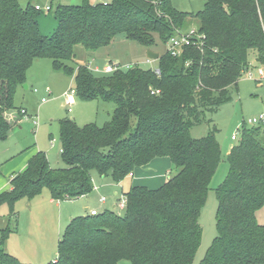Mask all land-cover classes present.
Instances as JSON below:
<instances>
[{
  "label": "trees",
  "instance_id": "obj_1",
  "mask_svg": "<svg viewBox=\"0 0 264 264\" xmlns=\"http://www.w3.org/2000/svg\"><path fill=\"white\" fill-rule=\"evenodd\" d=\"M32 1L24 8L19 0H0V142L21 120L17 90L43 59L75 80L80 99L114 103L115 110L103 127L62 120L64 167L52 169L39 152L11 180V190L0 194V204L13 208L45 189L55 201H74L93 192V172L120 183L168 158L175 175L158 189L131 188L124 214L110 210L71 219L51 264H193L201 212L222 152L215 129L201 139L190 131L231 100L229 89L249 70L252 51L264 64V0H206L194 15L178 12L171 0H83L56 8L58 25L49 36L40 31ZM190 17L206 35L203 51L167 52L156 70L135 66L100 77L87 66H69L77 46L97 51L119 36L147 48L156 37L167 44ZM228 163V177L217 189L218 236L200 264H264V224L258 220L264 210V123L243 126ZM10 233H2L0 264H23L4 250Z\"/></svg>",
  "mask_w": 264,
  "mask_h": 264
},
{
  "label": "rangeland",
  "instance_id": "obj_2",
  "mask_svg": "<svg viewBox=\"0 0 264 264\" xmlns=\"http://www.w3.org/2000/svg\"><path fill=\"white\" fill-rule=\"evenodd\" d=\"M29 1L31 0H19V3L25 8ZM89 1L93 4H99L107 3L110 0ZM32 3L34 6L40 4L42 7H46L47 0H33ZM82 3L83 0H54L51 4L52 12L42 10L38 19L40 18V23L42 19H47L51 22L55 21L58 25L54 11L59 5L75 6ZM171 3L178 12L193 15L203 11L206 6V0H171ZM198 27L199 20L190 17L186 21L184 31ZM41 33L44 35L49 32L42 27ZM50 33L53 34V31ZM149 52L164 55L167 53V44L156 37V44L147 48L126 39L124 36H119L112 44L97 51H89L82 46H77L75 48V60L69 66L75 70L79 67L88 66L97 77L107 74L103 71L96 72L94 69H101L111 64L117 66L121 71H128L135 66L144 70H156L159 62L158 60L149 59ZM255 53L256 51L250 53V60L253 59ZM251 72L254 75L253 71ZM255 79L258 81V78L255 77ZM256 81L249 80L244 74L238 82V86H232L229 89L231 100L221 105L216 113L212 115L206 113L203 122L193 126L190 131L192 138L201 139L208 136L215 129L216 139L222 152L221 163L211 181L207 201L201 212V244L196 252L193 264L201 263L218 236L217 212L219 203L217 189L226 181L229 174V152L232 147L239 144L243 126L247 128L254 127L250 124V120L258 119L261 115H264V81ZM260 84H262V87ZM26 85H28L27 89L22 86L24 89L20 87L17 90L14 103L18 108H27L29 115L32 116H23L22 130L11 135L10 139H7L6 145L0 147V161H5L9 157L8 151L4 152V148L8 146L17 154L20 149L39 144V148L46 153L48 161L51 163L50 167L52 169L53 167L63 168L64 164L60 161V122L64 119H70L79 127L91 124L103 127L111 120L115 110L114 103L84 101L75 95V101L71 105L72 112L70 113L65 106V94L71 90L76 91V82L65 72L54 70L52 61L49 59L35 62L31 66L27 73ZM42 98L48 99V101L42 103ZM33 118L39 122L37 128L33 125ZM233 136H236L237 140H233ZM58 162H60L59 166L57 165ZM175 173V167L172 165V174L167 176L166 181L169 177H173ZM92 174L95 181H97L96 185H100V182H106V179L103 180L96 172ZM107 179L111 180V177ZM104 189L99 192L93 191L90 195L91 202L77 199L62 203L60 219L57 217L55 207L44 203L51 198L47 189L31 200L23 199L16 202L13 208L7 203L0 204V240L4 230L10 229L11 231L5 242L4 250L23 264L53 263L58 258V245L68 226H65L67 213L71 211L70 214L73 215V218L90 215L91 210L86 209L87 205L98 206L99 198L102 197ZM106 197H109V201L115 199L111 193H108ZM100 207L99 205V208L95 209L99 214L102 213ZM114 211L120 215L124 214V210L120 208L119 203L118 209ZM58 220L60 224H58ZM258 220L261 224H264V210L258 213ZM119 264H130V262L123 261Z\"/></svg>",
  "mask_w": 264,
  "mask_h": 264
},
{
  "label": "crops",
  "instance_id": "obj_3",
  "mask_svg": "<svg viewBox=\"0 0 264 264\" xmlns=\"http://www.w3.org/2000/svg\"><path fill=\"white\" fill-rule=\"evenodd\" d=\"M51 4H52V0H47V3L45 6L49 5L51 7L52 6ZM37 5H40V4H35V6H37ZM39 19H38V23H39L40 31H41V28L43 27L46 30H48V32H49V33L44 34V35L51 34L50 32H52V31L54 33V31L57 28V26H56L57 23L55 21L51 22L47 19H42L41 23H40ZM38 62H40V61H38ZM249 62H250L249 70L253 71L255 77L258 78V80H259L260 76H259L258 72H259V69L264 70V64L257 62V53L254 54L252 60L249 59ZM105 67H103L101 69L99 68V69L103 70ZM88 68H90V67H88ZM256 82H262V81H256ZM260 85L262 87V84H260ZM22 88L23 87H21V89ZM73 100L75 101V98H73ZM20 109H24V108L22 107ZM25 110L27 111V116L31 117L32 115H29L30 114L29 110L27 108H25ZM20 119L21 120H20L19 124H17L10 131V136H9L8 140L10 139L11 135L17 134L18 131L22 130L21 124H22V120H23V115H20ZM33 125H34V123H33ZM6 141L0 142V147L2 145H6L5 144V143H7ZM4 149H5L4 152L8 151L9 157H7V159L5 161H0V194L7 192V191H10L11 190V184H10L11 180L14 179L16 175L25 172L28 168L29 161L36 154H38L39 152H42L41 148H39V144H36L34 146H32V145L27 146L23 149H20L19 152L17 151V154H15L11 150L10 146H8L7 148H4ZM60 154H61V150H60ZM60 161H61V158H60ZM49 164L51 165L50 162H49ZM57 165L59 166L60 162H58ZM53 169H58V168L53 167ZM171 174H172V163H171L170 159L160 158V159L154 160L152 163H150L149 165H147L145 167L136 169L134 171V173L131 174L132 176L130 175V176L126 177L120 183H115L112 179L111 180L107 179L108 177H102L103 180L106 179V182H100L101 183L100 185H96L97 181H95V178L92 175L93 183H94V186L96 187V189H94L93 191H98V192L103 191L104 187H105V189H104V192L102 193V197L99 198L98 206L87 205L86 209L91 210L90 212H92V211H95V209L99 208V205H100L101 206L100 208H102L101 212H105V211L110 210V209L114 211L115 209H118V203L120 202V200L124 197V195L131 188L136 187V186H144V187H147L149 189H158L166 183L167 176H169V175L171 176ZM106 192H108L109 194L111 193L113 195V197H115V199L109 201V197L108 198L106 197L108 195V193H106ZM49 195H50V193H49ZM90 195L82 197L78 200H86L87 202H91V198H90L91 196ZM103 198H105V201H102ZM44 203L48 204V206L55 207V209L57 211V217H58V219H60V216L62 214L61 204L64 202L55 201L52 198H50ZM110 207H112V208H110ZM70 213H71V211L69 213H67V221L65 223L66 224L65 226H67L70 223L71 219H73V215ZM58 224H60L59 220H58ZM56 260H54V262ZM44 264H47V263H44Z\"/></svg>",
  "mask_w": 264,
  "mask_h": 264
},
{
  "label": "built area",
  "instance_id": "obj_4",
  "mask_svg": "<svg viewBox=\"0 0 264 264\" xmlns=\"http://www.w3.org/2000/svg\"><path fill=\"white\" fill-rule=\"evenodd\" d=\"M106 5V3H105ZM37 11H46V12H50L51 11V7L49 5H47L46 7H41L40 5L35 6ZM205 40H206V35L202 32H200L198 29L196 28H191L187 31H177L176 35L173 36L167 43V52L173 56V57H177L180 56L183 52V50L185 48H196L200 51H203V48L205 46ZM89 70H91L89 68ZM119 68L115 65H107L103 70H100L99 68H96L95 71L96 72H100L103 71L106 74H111L114 73L116 71H118ZM92 71V70H91ZM260 79L258 81H263L264 80V70L263 69H259L258 72ZM245 75L247 76V78L249 80H254L255 76L252 74L251 70H248ZM76 95V91L75 90H71L68 93L65 94V106L69 109V112L71 113V105L74 102L73 98ZM48 101V99H42V103H46ZM21 115L23 116H27V111L25 109L21 110ZM33 123L35 125V127L37 128L39 125V122L36 119H33ZM264 123V115H261L258 119H253L250 120V124L253 126H258L260 124ZM233 140H237L236 136L232 137ZM132 176V175H131ZM94 189H96L94 187ZM102 201H105V198L102 199ZM119 206L121 209H124L126 206V199L125 197H123L120 202H119ZM92 216H95L98 214L97 211H92L90 213Z\"/></svg>",
  "mask_w": 264,
  "mask_h": 264
},
{
  "label": "water",
  "instance_id": "obj_5",
  "mask_svg": "<svg viewBox=\"0 0 264 264\" xmlns=\"http://www.w3.org/2000/svg\"><path fill=\"white\" fill-rule=\"evenodd\" d=\"M148 58L149 59H152V60H158L160 58V55L159 54H156V53H153V52H149L148 53ZM23 86L26 89L28 88V85H26V84H24Z\"/></svg>",
  "mask_w": 264,
  "mask_h": 264
}]
</instances>
